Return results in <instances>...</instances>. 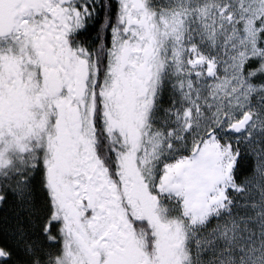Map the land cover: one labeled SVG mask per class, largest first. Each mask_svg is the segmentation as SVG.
I'll use <instances>...</instances> for the list:
<instances>
[{
	"label": "snow or ice",
	"instance_id": "1",
	"mask_svg": "<svg viewBox=\"0 0 264 264\" xmlns=\"http://www.w3.org/2000/svg\"><path fill=\"white\" fill-rule=\"evenodd\" d=\"M0 264H264V0H0Z\"/></svg>",
	"mask_w": 264,
	"mask_h": 264
}]
</instances>
